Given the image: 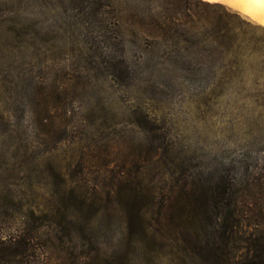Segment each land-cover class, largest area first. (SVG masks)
Segmentation results:
<instances>
[{
  "label": "rangeland",
  "instance_id": "rangeland-1",
  "mask_svg": "<svg viewBox=\"0 0 264 264\" xmlns=\"http://www.w3.org/2000/svg\"><path fill=\"white\" fill-rule=\"evenodd\" d=\"M0 264H264V3L0 0Z\"/></svg>",
  "mask_w": 264,
  "mask_h": 264
},
{
  "label": "snow or ice",
  "instance_id": "snow-or-ice-1",
  "mask_svg": "<svg viewBox=\"0 0 264 264\" xmlns=\"http://www.w3.org/2000/svg\"><path fill=\"white\" fill-rule=\"evenodd\" d=\"M260 3H264V0H259Z\"/></svg>",
  "mask_w": 264,
  "mask_h": 264
}]
</instances>
